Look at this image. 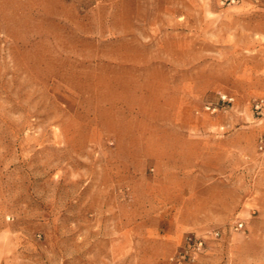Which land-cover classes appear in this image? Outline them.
I'll return each mask as SVG.
<instances>
[{
	"label": "rangeland",
	"instance_id": "rangeland-1",
	"mask_svg": "<svg viewBox=\"0 0 264 264\" xmlns=\"http://www.w3.org/2000/svg\"><path fill=\"white\" fill-rule=\"evenodd\" d=\"M0 264H264V0H0Z\"/></svg>",
	"mask_w": 264,
	"mask_h": 264
},
{
	"label": "built area",
	"instance_id": "built-area-1",
	"mask_svg": "<svg viewBox=\"0 0 264 264\" xmlns=\"http://www.w3.org/2000/svg\"><path fill=\"white\" fill-rule=\"evenodd\" d=\"M218 98L222 104H230L234 101V97L232 95L222 92L219 93ZM203 109L213 112L217 109V105H204ZM239 226H242V224L240 223ZM197 243L201 244V241L195 242V244Z\"/></svg>",
	"mask_w": 264,
	"mask_h": 264
}]
</instances>
